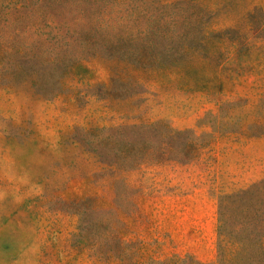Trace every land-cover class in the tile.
Wrapping results in <instances>:
<instances>
[{"label": "rangeland", "instance_id": "374dc122", "mask_svg": "<svg viewBox=\"0 0 264 264\" xmlns=\"http://www.w3.org/2000/svg\"><path fill=\"white\" fill-rule=\"evenodd\" d=\"M0 264H264V0H0Z\"/></svg>", "mask_w": 264, "mask_h": 264}]
</instances>
